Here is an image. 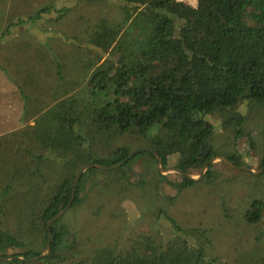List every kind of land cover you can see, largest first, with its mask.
Here are the masks:
<instances>
[{
  "label": "trees",
  "instance_id": "1",
  "mask_svg": "<svg viewBox=\"0 0 264 264\" xmlns=\"http://www.w3.org/2000/svg\"><path fill=\"white\" fill-rule=\"evenodd\" d=\"M85 1L100 12L116 11L91 23L83 15V27L67 34L55 26L72 8L49 3L0 28V71L21 103L20 128L0 134V256L43 252L47 221L67 205L83 166L115 165L146 148L118 170L139 154L161 164L174 156L182 172L178 190L192 186L197 180L184 174H199L207 161L202 179H212L211 160L219 155L235 169L250 166L214 142L223 128L253 144L250 122L264 111V0ZM15 26H21L16 35ZM26 30L33 33L18 37ZM124 173L135 181L131 169ZM81 177L70 208L82 200ZM159 215L170 237H141L135 249H111L93 256V264H242L253 256L242 252L227 262L208 252L207 229L182 227L164 210ZM263 217L264 196L251 199L242 219ZM57 221L49 226L48 254L36 261L67 259L62 250L70 248L69 237ZM256 260L264 264V253Z\"/></svg>",
  "mask_w": 264,
  "mask_h": 264
},
{
  "label": "rangeland",
  "instance_id": "2",
  "mask_svg": "<svg viewBox=\"0 0 264 264\" xmlns=\"http://www.w3.org/2000/svg\"><path fill=\"white\" fill-rule=\"evenodd\" d=\"M49 3L72 8L66 20L55 26L67 34L79 31L87 18L91 23L100 13L111 16L116 11L109 7L100 12L85 0H0V28L18 18L25 19ZM83 15L86 18L80 19ZM16 27L21 26L12 28L15 35ZM30 33L26 30L23 34L18 33V37L26 38ZM9 79L0 71V134L20 128L21 103ZM258 112H254L250 122L253 144H249L244 136L235 139L223 128H219L214 142L222 153L239 154L252 170L263 168L255 176L264 172V167H257L264 160V111ZM175 159L170 157L161 164L148 154H139L122 171L118 168L86 169L78 183L81 202L69 208L54 225L69 237L67 244L70 248L62 250L67 259L53 264H93V256L101 257L111 249L125 252L135 249L141 237L154 240L170 237L169 224L159 215L160 210L172 216L182 227L207 229L210 238L208 252L225 258L227 262L234 263L235 257L242 252H254L252 257L243 259L246 262L242 264H254L256 258L261 259L264 217L255 223H246L242 216L250 207L251 199L264 196V174L260 178L251 177L240 172V167L235 169L226 163L225 167L223 161L215 158L211 161L212 179H202L203 169L200 178V173L191 175L198 178L192 186L178 190L174 186L178 178V172L174 170ZM128 169L133 171V182L125 178L124 172ZM161 175L165 178H160ZM26 263L45 264L36 260Z\"/></svg>",
  "mask_w": 264,
  "mask_h": 264
},
{
  "label": "water",
  "instance_id": "3",
  "mask_svg": "<svg viewBox=\"0 0 264 264\" xmlns=\"http://www.w3.org/2000/svg\"><path fill=\"white\" fill-rule=\"evenodd\" d=\"M148 149L146 148H139V149H135V150H132L129 152L128 156L123 159L122 161H120L119 163L115 164V165H110V166H105V165H98V164H89V165H86V166H83L82 168H80L77 173L75 174V177L73 179V182H72V193H71V197L67 203V205L61 209L56 215H54L53 217H51L48 221H47V227H48V242L46 243V246H45V250L43 253H41L40 255H37V256H33V257H29V258H22V257H19V256H0V260H10V259H20V260H23L25 262H28V261H33V260H37L43 256H46L49 252V247H50V240L52 238V233H51V230L49 229V226L52 222L56 221L59 217H61L71 206V203L74 199V193H75V187L77 185V182L81 176V174L86 170V169H89V168H99V169H103V170H111V169H116V168H119L120 166H122L130 157H132L133 155H135L137 152H144V151H147ZM215 158H218L219 160L223 161L224 163H226L228 166L230 167H236L234 164H232L228 159H226L225 157L223 156H217V157H214L213 159ZM212 159V160H213ZM211 160V161H212ZM157 161L158 163H160V159L157 157ZM210 161H207L206 164L204 165L203 169H205L207 163H209ZM242 170L246 171V172H249V173H252V174H258L260 171L263 170L262 169H259V170H252L251 168H248V167H245V166H242L240 167ZM202 169V170H203ZM174 170L178 173H182L179 169L177 168H174ZM203 174V171L199 174L198 178L201 177V175ZM186 177L188 178H191V179H194V180H197L198 178H193L191 177L189 174L185 173L184 174Z\"/></svg>",
  "mask_w": 264,
  "mask_h": 264
},
{
  "label": "built area",
  "instance_id": "4",
  "mask_svg": "<svg viewBox=\"0 0 264 264\" xmlns=\"http://www.w3.org/2000/svg\"><path fill=\"white\" fill-rule=\"evenodd\" d=\"M178 1H181V2L186 3L188 5H191V6H195L197 3V0H178Z\"/></svg>",
  "mask_w": 264,
  "mask_h": 264
}]
</instances>
